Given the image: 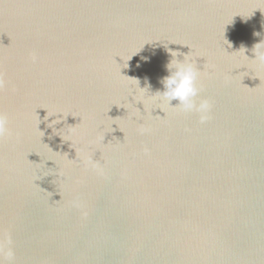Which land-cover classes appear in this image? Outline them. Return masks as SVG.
<instances>
[{"label":"water","instance_id":"obj_1","mask_svg":"<svg viewBox=\"0 0 264 264\" xmlns=\"http://www.w3.org/2000/svg\"><path fill=\"white\" fill-rule=\"evenodd\" d=\"M261 40L264 0H0L3 264H264ZM169 50L205 123L151 96Z\"/></svg>","mask_w":264,"mask_h":264},{"label":"clouds","instance_id":"obj_2","mask_svg":"<svg viewBox=\"0 0 264 264\" xmlns=\"http://www.w3.org/2000/svg\"><path fill=\"white\" fill-rule=\"evenodd\" d=\"M254 35L259 36L260 33H254ZM241 50H243V55L247 60L256 62L259 65H264V40H261L259 43H256L253 46L252 52L254 59H249V57L245 54L246 49L242 48ZM169 51L172 57V59L166 65L169 74L160 80L163 90L157 91L151 96L161 105H167L173 109H178L183 113H197L200 118V123H205L209 118L208 113L211 110V104L206 99H200L198 101V98L202 92V87L199 86L202 71L197 65V60L192 57L191 51L187 54H182L177 51ZM240 51L236 53H239ZM181 55H183L182 60L179 59ZM129 79L138 82V91L140 93L145 91L148 92L150 84H147L144 88H141L138 79ZM3 86L4 81L2 77H0V88H3ZM173 101H178V104L173 106ZM157 109H160L165 113L163 107ZM9 123V117L7 114L0 112V140L12 136ZM144 131L146 130L141 129L142 134ZM89 163L92 162L90 161ZM92 167L95 169L98 166L95 163H92ZM8 243H10V241H8ZM0 254L4 255L8 259H11L13 255L10 249L6 253L4 252L3 243H0ZM0 264H3V260H0Z\"/></svg>","mask_w":264,"mask_h":264}]
</instances>
